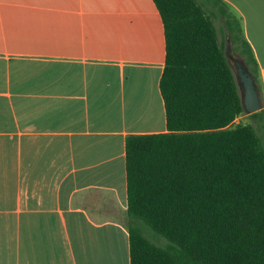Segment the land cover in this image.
Returning a JSON list of instances; mask_svg holds the SVG:
<instances>
[{
  "label": "crops",
  "instance_id": "0c3cea01",
  "mask_svg": "<svg viewBox=\"0 0 264 264\" xmlns=\"http://www.w3.org/2000/svg\"><path fill=\"white\" fill-rule=\"evenodd\" d=\"M223 1L264 86V0ZM165 57L154 0H0V264H131L126 137L167 130Z\"/></svg>",
  "mask_w": 264,
  "mask_h": 264
},
{
  "label": "trees",
  "instance_id": "16d2710c",
  "mask_svg": "<svg viewBox=\"0 0 264 264\" xmlns=\"http://www.w3.org/2000/svg\"><path fill=\"white\" fill-rule=\"evenodd\" d=\"M166 42L160 90L167 130L126 137L131 264H264V138L243 115L214 19L260 90L258 61L223 0H154ZM143 221L168 240L149 239Z\"/></svg>",
  "mask_w": 264,
  "mask_h": 264
},
{
  "label": "rangeland",
  "instance_id": "374dc122",
  "mask_svg": "<svg viewBox=\"0 0 264 264\" xmlns=\"http://www.w3.org/2000/svg\"><path fill=\"white\" fill-rule=\"evenodd\" d=\"M214 22H215V25L217 26L218 33L221 38V42L225 44L227 54L229 55L230 61L236 72L237 71L236 63L237 61H241L242 59L241 55L237 51L234 50L231 36L229 34L224 17H222V15H218L214 19ZM240 121H244V122L246 121V122L252 123L255 126L257 132L261 134L264 138V113H259L258 115L251 116L245 112L243 115H241L236 120V122H240ZM137 224L143 229L145 235L149 239L157 243L158 245L165 247L168 244V240L165 237L158 234L155 230H153L149 225H147L143 221L137 222Z\"/></svg>",
  "mask_w": 264,
  "mask_h": 264
},
{
  "label": "water",
  "instance_id": "95a60500",
  "mask_svg": "<svg viewBox=\"0 0 264 264\" xmlns=\"http://www.w3.org/2000/svg\"><path fill=\"white\" fill-rule=\"evenodd\" d=\"M236 77L241 91L244 111L252 114L262 109V97L256 80L242 61H237Z\"/></svg>",
  "mask_w": 264,
  "mask_h": 264
}]
</instances>
